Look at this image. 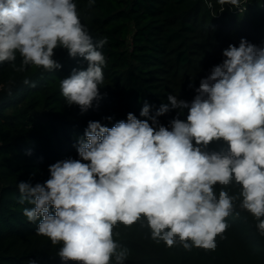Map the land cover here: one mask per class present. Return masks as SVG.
<instances>
[{
	"label": "clouds",
	"instance_id": "1",
	"mask_svg": "<svg viewBox=\"0 0 264 264\" xmlns=\"http://www.w3.org/2000/svg\"><path fill=\"white\" fill-rule=\"evenodd\" d=\"M217 2L236 9L242 4ZM106 43V37L93 40L73 0H0V63L51 72L62 67L53 59L58 48L82 58L86 69H73L60 81L66 103L81 113L101 99L106 58L100 49ZM223 57L200 80L191 102L168 95L155 116L145 102L140 116L151 124L133 113L112 127L89 121L78 159L50 165L43 183L19 182L20 203L32 205L24 215L38 221V234L62 243L58 256L65 264H110L113 256L123 264L127 252L118 251L113 228L142 217L152 238L168 247L214 250L237 200L264 236V45L242 38ZM170 110H179L177 117L160 124L157 117ZM214 141L224 142L226 151H205ZM233 183L238 194L221 188L217 195V185Z\"/></svg>",
	"mask_w": 264,
	"mask_h": 264
},
{
	"label": "trees",
	"instance_id": "2",
	"mask_svg": "<svg viewBox=\"0 0 264 264\" xmlns=\"http://www.w3.org/2000/svg\"><path fill=\"white\" fill-rule=\"evenodd\" d=\"M73 2L93 40L107 38L100 49L106 58L101 99L87 112L69 106L60 90V81L73 69H86L82 58L73 59L58 48L53 59L62 67L51 72L31 65L17 71L0 63V264H65L58 256L62 243L54 245L38 234V221L24 215L32 205L20 203L18 184L43 183L50 177V165L78 159L79 140L89 121L112 127L133 113L151 124L140 116L145 102L150 116L167 103L168 95L191 102L200 80L222 63L229 45L239 46L242 38L264 45V0H242L241 9L217 0ZM15 64L20 66L19 54ZM178 112L170 110L157 119L168 126ZM186 117L187 109L179 114L182 120ZM226 149L224 142L214 141L204 150ZM221 188L230 195L240 192L235 183L217 185V195ZM239 204L237 200L226 218L229 227L216 237L214 250H188L180 243L168 247L152 238L143 217L130 226L118 223L113 239L118 251L127 252L123 264H264V236ZM110 264H117L114 256Z\"/></svg>",
	"mask_w": 264,
	"mask_h": 264
}]
</instances>
